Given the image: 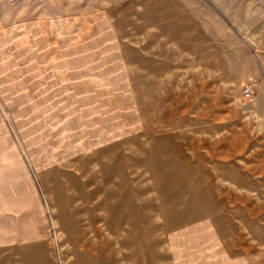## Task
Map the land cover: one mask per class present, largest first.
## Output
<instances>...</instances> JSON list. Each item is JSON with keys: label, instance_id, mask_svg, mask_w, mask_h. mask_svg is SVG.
I'll return each mask as SVG.
<instances>
[{"label": "rangeland", "instance_id": "374dc122", "mask_svg": "<svg viewBox=\"0 0 264 264\" xmlns=\"http://www.w3.org/2000/svg\"><path fill=\"white\" fill-rule=\"evenodd\" d=\"M213 217L264 245V0H0V264H207Z\"/></svg>", "mask_w": 264, "mask_h": 264}, {"label": "crops", "instance_id": "0c3cea01", "mask_svg": "<svg viewBox=\"0 0 264 264\" xmlns=\"http://www.w3.org/2000/svg\"><path fill=\"white\" fill-rule=\"evenodd\" d=\"M208 221L217 242L214 244L213 254L210 245L207 247V264H264V245L249 238L240 222L239 225L230 224L227 227L221 217L209 218ZM201 237L203 236L199 231L193 240L198 241ZM209 238L208 236V241Z\"/></svg>", "mask_w": 264, "mask_h": 264}, {"label": "built area", "instance_id": "2783aa9c", "mask_svg": "<svg viewBox=\"0 0 264 264\" xmlns=\"http://www.w3.org/2000/svg\"><path fill=\"white\" fill-rule=\"evenodd\" d=\"M244 95L246 96V98L251 99L253 98V90L251 86L246 87V89L244 90Z\"/></svg>", "mask_w": 264, "mask_h": 264}]
</instances>
